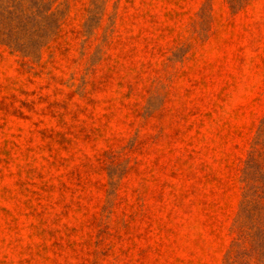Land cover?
<instances>
[{
    "label": "rangeland",
    "instance_id": "374dc122",
    "mask_svg": "<svg viewBox=\"0 0 264 264\" xmlns=\"http://www.w3.org/2000/svg\"><path fill=\"white\" fill-rule=\"evenodd\" d=\"M263 181L264 0H0V264H264Z\"/></svg>",
    "mask_w": 264,
    "mask_h": 264
},
{
    "label": "trees",
    "instance_id": "16d2710c",
    "mask_svg": "<svg viewBox=\"0 0 264 264\" xmlns=\"http://www.w3.org/2000/svg\"><path fill=\"white\" fill-rule=\"evenodd\" d=\"M249 168H251V165H249ZM260 178H262V175ZM248 193L249 199L243 208V214L248 212L252 217L256 216V228L253 227L250 229L248 234L252 237L253 241L257 243L258 247L264 250V181L260 185L251 186ZM243 221L245 222V220ZM243 254H245V252L239 250L236 256H241Z\"/></svg>",
    "mask_w": 264,
    "mask_h": 264
}]
</instances>
